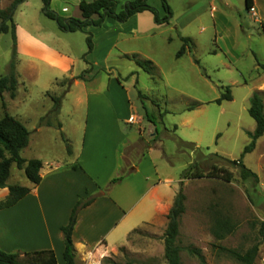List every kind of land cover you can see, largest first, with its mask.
<instances>
[{"label": "rangeland", "instance_id": "1", "mask_svg": "<svg viewBox=\"0 0 264 264\" xmlns=\"http://www.w3.org/2000/svg\"><path fill=\"white\" fill-rule=\"evenodd\" d=\"M13 1L0 0V9L9 7ZM118 1L121 6V0ZM147 2L160 18L164 16L160 0ZM236 3L242 11L240 19L236 14L233 19L250 35L246 39L245 35L239 34L237 47L226 53L228 59H234V54L241 56L236 68H230L213 45L212 21L207 13L201 14L186 30L185 34L192 37L196 45L179 58L176 54L182 46V34L172 27L175 22L183 23L187 16H181L179 10L172 25H158L152 18L148 23L143 15L144 23L151 26L150 32L137 33L134 37L120 36L117 40L113 35H102L105 29L101 26L87 27L83 32L61 30L45 15L46 11L57 14L52 4L45 7L42 0L23 1L12 16L21 41L29 35L48 48L68 54L73 60L70 77V74L62 75L49 69L39 59L16 54V97L12 100L8 93L3 94L0 119L8 114L29 131V144L21 152L22 158L26 161L37 159L43 164L73 161L80 150L87 101L90 100V106L100 104L108 113L106 101L112 92L107 94L105 91L111 81L112 86L119 85L120 105L124 104L126 114L136 117L127 125L130 140L122 151L123 173L136 164L141 155L155 148L151 157L159 175L170 176L175 181L172 186L177 188V193L182 184L185 211L179 221L176 240L180 264H240L221 248L244 253L254 245H258L254 264H264V136L257 140L251 152L242 155L250 142L247 134L254 130L255 123L247 112L250 84L239 86L244 80L253 84L262 80L259 68L250 69L252 58L247 49L264 58V40L257 34L258 24L243 8L242 0ZM67 8L73 15L72 5ZM255 13L257 20L256 9ZM227 19L225 25L233 27L234 20ZM105 24L109 26V23ZM96 28L101 31L96 32ZM85 33L90 34L93 44L92 61L86 59L90 54L82 59L87 51ZM211 50L218 54H209ZM12 58L11 35L0 33V78L9 73ZM136 60L150 62L152 73L140 68ZM90 66L95 74L90 71ZM82 71L86 82L73 84L72 77ZM233 82L238 85L230 86ZM226 87H229L232 101L216 104L215 100L225 93ZM56 98L59 100L57 107L54 104ZM194 104L200 106L188 110ZM214 154L230 161L241 160L257 176L258 182L252 178L242 180L236 165H230ZM191 165L203 173L211 166L222 167L233 177L229 183L208 178L182 179V174ZM7 185L26 187L29 182L23 171L12 165ZM218 217L235 226L234 232L222 240L212 234ZM166 225L164 218L133 230L124 244L98 260L99 264L104 258L114 264H166L163 244ZM189 249L199 250L203 261L200 262Z\"/></svg>", "mask_w": 264, "mask_h": 264}, {"label": "crops", "instance_id": "2", "mask_svg": "<svg viewBox=\"0 0 264 264\" xmlns=\"http://www.w3.org/2000/svg\"><path fill=\"white\" fill-rule=\"evenodd\" d=\"M80 1L51 0L50 4L58 16L80 18L81 13L78 8ZM126 2L129 1L121 0L122 5ZM166 2L172 14L166 25L175 22L174 17L178 10L181 16L187 14L183 23L175 22L172 28L177 33H181L182 37L189 38L193 46L196 42L185 32L201 14L207 13L212 21L213 45L228 61L229 67L236 68L242 59L241 56L234 54V59H228L226 53L233 52L237 47L239 34L245 35L246 39L250 37L245 27L233 19L234 14L239 19L241 16L242 7L237 5V0H166ZM199 3L202 4L197 7ZM69 4L75 10L73 15L68 12ZM251 4L258 12L257 34L264 40V0H251ZM242 5L245 8V0H242ZM143 15H146L148 23L150 18L154 22L150 12L136 14L125 23H117L107 18L100 27L105 29L102 35H113L117 40L120 36L134 37L137 33H148L151 31V26L144 23ZM228 17L234 20L233 27L225 25ZM106 22L109 26H106ZM100 28H96L95 31H101ZM18 33L17 30L19 55L25 54L32 59H39L49 69L57 70L62 75L70 74L71 77L73 60L68 54L48 48L29 35L24 36L21 41ZM214 51H209V54H218ZM247 52L252 58L251 71L259 68L262 80L254 84L244 80L239 86L250 84L248 98L253 92H259L263 101L264 58L249 48ZM93 55L92 50L86 59H91ZM92 65L95 66L94 61ZM93 66H90V71L95 74ZM83 71L81 74L84 80L76 78L81 75L79 74L72 77L73 84L78 81L86 82ZM234 84L237 83H230V86ZM118 86H112L111 81L105 91L107 94L112 92L111 97L106 101L110 109L108 113L103 111L100 104L92 103L90 106V100L87 101L80 150L74 160L53 164L42 163L40 183L37 186L29 183L26 186L30 188L28 195L13 207L0 211V250L6 253H19L20 257L26 253L52 251L57 264H64L62 259L64 244L60 228L68 223L71 210L80 198L92 201L77 213L72 232L75 264H99L98 260L124 244L130 232L144 224L166 218L177 194V188L172 186L175 181L170 176L159 175L151 157L156 149L150 148L141 155L136 164L131 165L123 173L122 151L130 140L127 125L132 123L131 117H136L131 113L126 114L124 104L120 105L117 93L120 86ZM91 113L94 116H91ZM118 177H122L120 181L110 184L112 179ZM7 194V188L0 189V201Z\"/></svg>", "mask_w": 264, "mask_h": 264}, {"label": "trees", "instance_id": "3", "mask_svg": "<svg viewBox=\"0 0 264 264\" xmlns=\"http://www.w3.org/2000/svg\"><path fill=\"white\" fill-rule=\"evenodd\" d=\"M25 0H14L11 5L5 9H0V33H10L12 39V61L9 66V73L0 78V99L4 93H8L10 99H15L17 89V77L15 72V57H16V26L12 20L14 10L17 5ZM44 6L47 7L51 0H42ZM148 0H133L125 4H119L118 0H81L79 3L80 18L62 19L57 14L46 11L45 15L54 20L58 27L67 32L81 31L87 27H100L104 20L111 18L118 23H125L130 17L143 12H150L154 17V23L158 25L168 24L171 19V10L167 5L166 0H160L164 11V16L159 17L156 10L148 5ZM120 7V8H119ZM252 7L251 0H245V9ZM119 8V10H118ZM86 34L87 51L82 57L90 54L93 50V44L89 33ZM182 46L177 52L176 57L179 58L188 49L193 47L192 41L187 37L180 38ZM134 59V57H133ZM198 63V62H197ZM136 64L148 73H152L153 68L150 62H141L136 60ZM264 70V66H262ZM77 79L84 80L83 75H79ZM229 87H226L225 93L220 98L215 100V103L220 105L223 101H231ZM58 98L54 99L55 107L58 106ZM199 104L192 105L188 110L198 108ZM249 117L254 121L255 128L253 132H248L250 139L249 144L244 148L242 155L251 152L256 144V141L264 134V106L261 94L253 92L249 98V107L247 109ZM60 127V126H58ZM156 134V129H154ZM30 133L26 127L17 119L4 114L0 119V189L7 188V196L0 201V211L13 207L18 201L29 194L30 188L19 185H7L10 177V170L12 165H15L18 170H22L28 182L37 186L40 181V170L42 168L41 161L31 159L26 161L21 156V152L29 144ZM215 157L226 161L230 165H236L240 171L242 180L252 178L254 182H258L257 176L248 170L241 160H226L214 154ZM232 173L227 169L217 166H211L206 173L195 169L194 165L190 166L182 174V179H216L225 183L232 180ZM122 177L114 178L110 184H115L121 180ZM182 183V182H181ZM182 184L179 185L178 193L176 194L172 206L166 216L167 225L163 234L164 244V259L166 264H180L179 248L176 245L178 236L179 221L185 211V195L183 194ZM92 200H82L81 198L76 202L71 210L68 223L60 228L63 237L64 251L62 255L64 264H75V250L72 243V232L76 224L77 213ZM235 226L225 218H216L212 234L217 240L224 239L227 235L232 234ZM229 257L240 264H254L258 254V245H254L244 253H239L234 250L221 248ZM189 252L202 262L203 258L197 249H189ZM0 264H57L55 256L52 251H40L33 253H26L20 257L19 253H6L0 250ZM101 264H114L109 258H104Z\"/></svg>", "mask_w": 264, "mask_h": 264}, {"label": "built area", "instance_id": "4", "mask_svg": "<svg viewBox=\"0 0 264 264\" xmlns=\"http://www.w3.org/2000/svg\"><path fill=\"white\" fill-rule=\"evenodd\" d=\"M247 12L250 14V16L253 19V21H256V13H255L254 7L253 6L250 7ZM130 121L133 122V117H131Z\"/></svg>", "mask_w": 264, "mask_h": 264}]
</instances>
